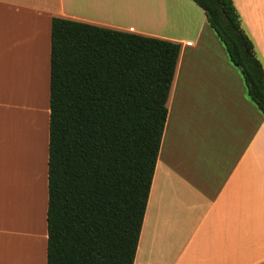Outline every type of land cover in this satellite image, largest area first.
I'll use <instances>...</instances> for the list:
<instances>
[{"label": "crops", "instance_id": "1", "mask_svg": "<svg viewBox=\"0 0 264 264\" xmlns=\"http://www.w3.org/2000/svg\"><path fill=\"white\" fill-rule=\"evenodd\" d=\"M234 3L264 56V0ZM55 16L182 45L134 264H264V112L193 0H0V264H47Z\"/></svg>", "mask_w": 264, "mask_h": 264}, {"label": "trees", "instance_id": "2", "mask_svg": "<svg viewBox=\"0 0 264 264\" xmlns=\"http://www.w3.org/2000/svg\"><path fill=\"white\" fill-rule=\"evenodd\" d=\"M264 112V66L234 0H193ZM181 43L55 16L47 264H134Z\"/></svg>", "mask_w": 264, "mask_h": 264}, {"label": "rangeland", "instance_id": "3", "mask_svg": "<svg viewBox=\"0 0 264 264\" xmlns=\"http://www.w3.org/2000/svg\"><path fill=\"white\" fill-rule=\"evenodd\" d=\"M259 56L258 58L262 61H264V56H261L260 53H258ZM13 91V86L10 82V74L8 72L5 73V75L2 77H0V95L1 98L11 102V98H12V92Z\"/></svg>", "mask_w": 264, "mask_h": 264}, {"label": "bare ground", "instance_id": "4", "mask_svg": "<svg viewBox=\"0 0 264 264\" xmlns=\"http://www.w3.org/2000/svg\"><path fill=\"white\" fill-rule=\"evenodd\" d=\"M7 154H9V153H7Z\"/></svg>", "mask_w": 264, "mask_h": 264}]
</instances>
